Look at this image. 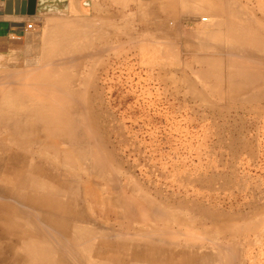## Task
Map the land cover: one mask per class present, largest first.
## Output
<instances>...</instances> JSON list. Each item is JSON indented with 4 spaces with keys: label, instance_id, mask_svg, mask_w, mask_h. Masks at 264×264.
Returning <instances> with one entry per match:
<instances>
[{
    "label": "rangeland",
    "instance_id": "1",
    "mask_svg": "<svg viewBox=\"0 0 264 264\" xmlns=\"http://www.w3.org/2000/svg\"><path fill=\"white\" fill-rule=\"evenodd\" d=\"M141 3L128 0L120 16L119 0H91L87 15L41 33L32 64L9 69L14 80H0L13 86L31 72L63 75L57 90L79 136L47 149L45 139L20 138L0 121L1 172L12 149L52 165L27 168L11 184L0 175V202L20 216L5 222L30 224L32 244L54 264H134L132 247L152 248L161 264H264V58L206 40L217 26L211 18L225 13L215 6L240 7V19L264 26V0H175L159 11ZM240 63L259 72L238 80ZM67 146L72 156L54 157ZM44 197L48 204L39 203ZM72 232L82 235L78 244ZM0 241V256L15 262L8 264L41 259L27 262L18 232L0 233Z\"/></svg>",
    "mask_w": 264,
    "mask_h": 264
},
{
    "label": "bare ground",
    "instance_id": "2",
    "mask_svg": "<svg viewBox=\"0 0 264 264\" xmlns=\"http://www.w3.org/2000/svg\"><path fill=\"white\" fill-rule=\"evenodd\" d=\"M214 2H215V0H214ZM217 4H219V3H217ZM210 8L207 5V9L206 10L209 11ZM213 8H214V6H213ZM215 8H216V10L218 12L221 13L220 15H222L224 11H225V13L222 15V17L216 16L217 18H214V19L211 18V20L209 22L212 25L213 24L214 25H217V26H215V28H213L212 30H210L209 32H207V35H210V38L209 39H206V40L209 43H215V44H210V45L218 47L219 45H218V43H216V41H219V43L226 41L227 48L233 47L232 49H236L237 50L236 52H238L237 54L240 53L239 54L240 56L244 54V53H241L242 51L250 50L249 51V54H247V55L250 56V57L247 56V57H249V59L252 58L256 62H258L259 59H263L264 58V57H262L263 55L261 56V55H259V53L264 54V26H261L259 24L256 25V23L254 22V20L251 21V20L247 19V17L245 19L244 18L243 19H240L239 17L241 16V12H242L241 11L242 9L240 7H237V9L235 11H233V12H229L227 10V8H225V7L215 6ZM214 12H215V10H214ZM231 13H234V16H231L230 15ZM245 14H248V13L245 12ZM224 15H227L229 17L231 16L233 19L232 20L227 19V18L223 17ZM205 16L206 15L200 17L199 20L201 22L202 21H208L209 17H205ZM65 29L67 30V28H65ZM65 29H63V32H64L62 34L63 37H65L64 34L67 33V32H65L66 31ZM203 35L206 38V33H204ZM68 38H70V37H68ZM58 39L61 40V38H58ZM209 58H207V60H206L207 63H211L212 62L211 59H209ZM203 59H204V57H203ZM203 59H201V60H203ZM262 61H264V60H262ZM237 66H238L237 68L233 69V72L232 73L235 74L234 77L235 78H238V80H240L241 78H243V75H247V73L257 74L259 72L258 69H250V70H247V67L243 63H240ZM256 66H254L253 68H255ZM41 68L40 69L38 68V69L39 70H43ZM29 70H31V69H29ZM20 72H21V70H20ZM14 73H13V75H14ZM49 73H47V72L46 73H42V72H39V73H29V74L27 73V74L24 75V78L22 79V81H25V85H22L21 83H19L18 85H13V86L6 85V84L5 85H0V121H3L2 123L4 124V127H6L9 131L14 132V135L20 134L18 137H20V138L23 137V138H26L27 140H28V138H30V139L31 138H34L35 140H39L40 143H41V140L42 139H45L47 141V143H49V144H45L46 146H44V147H46L47 149H53V146L54 145L52 143H55V144L58 143L59 145H61L62 142L64 144H70L73 141L79 140V136L74 132L75 131L74 130V126L70 122L71 119H72V116L70 114H68L67 111L64 112V108L68 104L67 99L64 97L65 96V94L63 93L64 91H58L57 90V89H60L61 86H62L61 84H59V82L60 81L62 82L61 79H62L63 75L60 74V75H62V77H61L58 74L55 75V74H52V73L49 74ZM262 73H263V71H262ZM244 77H246V76H244ZM65 80H67V79H65ZM67 93H68V91H67ZM73 97H75V96H73ZM4 127H2V128H4ZM2 128H0V129H2ZM10 128H13V129L10 130ZM5 131H6V129H5ZM2 134H4V133H2ZM0 142H2V141H0ZM40 146H41V144H40ZM74 151L75 150H73V148H70V147L67 146V148L65 150H63V149L56 150V153H55L56 155H54V157L57 156L60 161H63L64 162V161H66V159L68 158L69 155L72 156L71 155V152H74ZM7 153H8V155L6 156V159H8V161H7V167L5 169H3V172H1V167H0V175L1 174L2 175L4 174L3 175L4 177H5V175H7L9 177V178H7V179H9V182H8L9 184H11L13 181H15L17 179V177L20 174H22L23 171L25 169H27V168H36L37 170H38V168H40V170H41V165H43L46 168H52V165L47 164L44 161L34 159L33 156L31 157L28 154H27L28 156H26V155H24V154H22V153H20L18 151L17 152L16 151H13V149L10 152H9V150H7ZM34 160H36V161H34ZM33 170H35V169H33ZM44 175L47 176V175H49V173H47V171L44 170ZM46 178H48V177H46ZM33 179H34V177H31L29 180H33ZM54 180H56L60 184L61 183H64V181H65L64 178H60L57 175L54 176L53 181ZM18 183H20V181L16 183V186H17ZM53 183H55V182H53ZM12 186L15 187V183ZM69 188L71 189L73 187H69ZM88 188H90V186H88ZM7 189H8V187H7ZM46 190H49V189L47 188ZM58 196H60V195H58ZM15 197H17V195H15ZM25 200L27 202H29V204H32L34 202V200H32L31 198H25ZM45 200H46V197H44V199H42L39 203L40 204H44L45 203L44 202ZM45 204H48V203H45ZM56 207L59 208L58 205H56ZM70 212H71V210H70ZM71 213H72V215L75 214V212H74V214H73V212H71ZM62 214H64V213L62 212ZM11 218H13V219H20V216H19V214L16 212V210L14 208L11 211L10 208H9V205L0 202V225H2L1 227L3 228L0 233H2V234L3 233H5V234H11L13 232H18V234H20V243L22 245V250L23 251H24V249L26 250L24 252H25V256L27 257V262H31L33 260L32 259V256L35 255L36 257H40L41 258L38 261V264H54V263H56V262H53V259H51L52 257L49 256L47 250L43 249V247H41L40 245H35L34 243H33L34 245L32 244V240H34V239L32 238V235H30L32 230L29 231V229H28L30 227V224H29V226H27V224H26V226H23L20 223H18V224L16 223V224H12L11 227H13V228H9L8 227V224L5 222V220L8 219V220L13 221V219H11ZM8 220H7V222H9ZM22 220H23V218H22ZM21 223H23V222H21ZM44 226L47 227V225H45V224H44ZM75 228L77 230H81L82 229V226H76ZM84 228L86 229V227H84ZM167 230L168 229H166V231H164L163 234L169 235V234H171V232L174 233V231H175V230L174 231H167ZM74 234H75V232L73 233V236H74ZM132 234L133 235L140 234V231H136L135 233H132ZM104 235L105 234L103 232L102 236H104ZM81 236L82 235H80V233H76V235L73 237V240L75 241V243L77 242V244H78V242L82 240V237ZM76 247L78 248V245ZM136 248H138V247H136ZM18 249H15V248L13 249L14 256H16L17 254H20V251ZM128 249H130V248H128ZM133 250L134 249L132 247L131 248V252ZM162 250H163V248H162ZM141 252L142 251L139 249L137 251H134V254L133 255L134 256L137 255V257H138V256H140L139 254ZM149 254H148V256H149ZM79 255H81V254H79ZM187 256H188V254H187ZM58 257H56V258H58ZM190 257H189V259H190ZM131 258H133V257H131ZM195 259H199V258L196 257ZM10 261H8L6 259H3L2 257L0 258V263L1 264H8ZM202 261H204V260H202ZM11 263H15V262L14 261H11ZM59 264H61V263H59Z\"/></svg>",
    "mask_w": 264,
    "mask_h": 264
},
{
    "label": "crops",
    "instance_id": "3",
    "mask_svg": "<svg viewBox=\"0 0 264 264\" xmlns=\"http://www.w3.org/2000/svg\"><path fill=\"white\" fill-rule=\"evenodd\" d=\"M127 1L119 0L120 16L127 12ZM169 1L175 4V0H141V6L152 10L156 8V11H158L163 3L167 2L168 4ZM137 6H140V4ZM90 7L91 0H0V70L8 69L0 72V80L15 79L13 72L9 70L11 67H15L17 64H32L33 49L36 46L38 48L41 46V39L39 38L43 31L48 37L53 30L61 29L64 23L87 15ZM105 15L112 16V13L109 11ZM230 15L234 16V13ZM25 17H31L32 21H35L33 30L28 31L25 29ZM161 24L164 25V23ZM51 61L55 63V61ZM133 249L132 253L139 249L142 251L138 257L132 255L136 260H133L134 264H161L159 255L153 254L152 248ZM109 253L111 254V252ZM118 254L121 255V251ZM110 261L105 259L101 260L102 263L97 264H112ZM116 264H121V258Z\"/></svg>",
    "mask_w": 264,
    "mask_h": 264
},
{
    "label": "built area",
    "instance_id": "4",
    "mask_svg": "<svg viewBox=\"0 0 264 264\" xmlns=\"http://www.w3.org/2000/svg\"><path fill=\"white\" fill-rule=\"evenodd\" d=\"M25 29H27V30H31V29H33V23H32V22L27 23V24L25 25Z\"/></svg>",
    "mask_w": 264,
    "mask_h": 264
}]
</instances>
